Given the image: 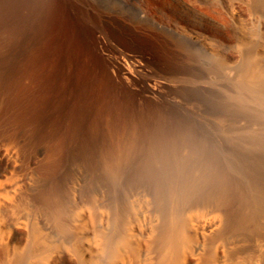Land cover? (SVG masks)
Instances as JSON below:
<instances>
[{"label": "rangeland", "instance_id": "374dc122", "mask_svg": "<svg viewBox=\"0 0 264 264\" xmlns=\"http://www.w3.org/2000/svg\"><path fill=\"white\" fill-rule=\"evenodd\" d=\"M9 1L11 0H0V4L5 6L7 11L16 8L23 12L27 5L25 7L22 4L29 1H31L30 4L33 2L47 4L48 7L46 6V8L51 5L62 7V10L64 8L63 11L61 8L58 10L59 12L56 11L54 22L61 20L68 26L71 45L77 46L79 52L83 53L81 64L88 77L87 80L90 78L91 88L94 85L95 87L98 86L97 92L90 99L87 95L88 98L85 96L87 98L85 100V94L80 93L81 96L77 97L79 101L74 98L75 104L66 108H62L63 106L58 104L46 109L43 108L47 106L46 98L44 96L39 97L36 92L39 85L37 73L31 72L33 76L24 77L25 81L20 84L19 94L21 96L15 92L8 96L0 95V185L5 187L9 193H12L9 190L10 182L23 174L30 173L33 184L28 187L29 192H33L35 196L41 193L45 201L56 195L59 191V189L56 190L58 187L47 181L50 175L41 167L45 158H41L36 167L29 161L35 153H33L35 145L32 140L40 130L49 132L54 130L57 127L55 126L57 121L65 113L67 114L69 109L77 105H81V107L72 112L73 125L71 122L68 124L70 125L68 127H71V134L69 135L71 147L68 158L74 171L71 173L76 175L70 174L71 180H74H70L68 184V186H73L72 189L71 187L68 188L77 193L80 191L85 193L84 197L91 195V192L92 194L102 193L105 197L108 194L106 198L110 201L114 198V200L118 199L125 202V197L127 198L128 195L130 199L143 197V195L151 197V199H158L165 193L168 194L170 188L168 182H171L172 179L185 177L184 180L187 178L191 181L199 170H201L200 174H204V171L208 174L212 170L219 177H223L229 168L233 167L230 171L236 170L235 173L231 171L232 174L234 173L233 176L238 178H235L236 180H239V177L245 179V176L248 175L245 174L244 166L238 156L248 148L247 145H250L252 140L259 137L264 138V103H261V98H257L256 94L239 88L236 82V72L244 66L240 54L241 38H245L248 42L244 46V50L250 49L249 47L255 43L256 47H264V7L255 4L258 0L253 3L254 0H15V2L12 0L13 4L12 1ZM64 1L89 5V8L94 11L99 10V13L103 12L102 14L109 16V19L112 18L114 21L116 19L115 22L126 23V25L136 29L139 27L137 30L143 31L145 33L143 35L146 37V33H148V37L152 40L157 42L159 40L161 44L163 43L162 40L164 43L168 42L162 45L164 48L168 46L166 49L168 52L170 50V54L167 52L169 57L174 58V60L175 58L179 59L175 60L180 63L179 67L175 71L168 72L156 68L147 62L148 56L136 52L128 44L120 43L106 30H100L101 32L97 37L100 38V41L96 40L95 48L99 54L93 52L94 50L79 36L73 21H70V18L67 19L68 7L64 6ZM91 5L94 7L92 8ZM27 12L29 11L25 10L26 14ZM27 17L30 16L23 18ZM181 27L187 32H182L184 29ZM192 31L200 33L199 39L201 41L192 39L187 35ZM155 37L159 39L156 40ZM104 66L110 72V85L106 82L107 75L100 72ZM102 77H104L103 81ZM29 78L31 79L29 80ZM103 82H106V91L103 89V85H105L102 84ZM27 89L28 92H26ZM252 98L254 99L252 100ZM37 101H43L42 105L33 112L29 111V107ZM23 110L26 111L24 121L21 119L23 116L20 113ZM27 111L29 112L27 113ZM138 125L142 126L140 127L142 131H139ZM145 129H148L147 132L144 131ZM133 130L139 131L141 140L136 150L130 155L131 157L125 161L122 167L123 171L121 170V175L119 174V178L117 177L118 181H113L114 179L102 169L101 161L103 158L107 160L109 158V144L114 134ZM258 130L260 131L258 132ZM145 132L147 134L144 137ZM250 146L254 145L251 144ZM250 146L249 152L252 151ZM255 148L256 146H254L253 151H257L254 150ZM17 160L18 163L14 165ZM238 169L244 172L242 173ZM172 171H175V174ZM191 171H196L195 175ZM251 172L249 177L252 178L246 176V179L251 181V184L257 185L256 171ZM154 178L160 180L156 181ZM113 190L114 192H112ZM117 191L123 192V194ZM154 193L155 195H153ZM156 194L162 195L158 197ZM30 201V203H34L32 199ZM31 206H33L32 212H36V218L42 220L43 209L40 202L35 206L31 204ZM147 217L150 218L149 215ZM25 243V235L15 234L14 240L10 244V250L23 249ZM60 264L69 263L62 261Z\"/></svg>", "mask_w": 264, "mask_h": 264}, {"label": "bare ground", "instance_id": "6f19581e", "mask_svg": "<svg viewBox=\"0 0 264 264\" xmlns=\"http://www.w3.org/2000/svg\"><path fill=\"white\" fill-rule=\"evenodd\" d=\"M66 1L63 3L65 7H68L66 11L67 19L69 20L70 18V21H73L80 34L79 36H81V38L86 41L87 45L94 50H92L93 52H99L95 48L97 45L96 40L100 41V38H97L99 33L102 30H106V32L108 31V33L120 43L128 44L136 50V52L148 56L146 59L147 62L153 64L156 68L168 72L172 70L175 71V69L179 67L180 63L176 62L178 58H175V61L174 58L169 57L170 55H168V53L170 50L168 52L166 49L168 46L164 48V45H162L168 42L164 43L162 40L163 43L161 44L158 40L159 38L157 39L156 37L158 42L152 40L148 37V33H146V37L143 31L142 33L141 30H137L139 27L136 29L130 25H126L125 22V24L115 22L116 19L115 21L112 18L109 19V16L103 15V12L99 13V10L94 11L88 7L89 5L87 3L88 6ZM255 1L256 0L252 1V3ZM14 2L12 1L11 3L13 4ZM30 2L31 1L22 4V6L25 7L27 5V7L24 8L26 11H29L27 14L23 9V12H20L16 8L15 10L9 9L10 11H7L4 8L5 6L3 7L0 4V95L2 96H8L13 92L19 94L20 84L22 81H25L24 77L28 76L27 72H24L23 69L20 70L23 57L27 58L25 54L43 38L54 22V15L59 12L58 10L60 8L62 10V7H56V5H51L49 8H46L48 5L42 2L34 3L32 1L33 3L31 4ZM19 3L21 4V1H19ZM255 4L264 7V0H258ZM11 5H9V7ZM91 7L93 8L94 6L91 5ZM28 15L30 17L23 18ZM185 31L187 32L186 29L182 32ZM187 35L192 39H199L201 37L200 33L197 31L189 32ZM79 36L78 38L80 39ZM166 39L164 40L166 41ZM246 43L248 42L245 38L240 39V54L244 66L236 72L237 80H235L239 88L245 89L246 92L248 90L256 94L257 98H261V103H264V47H256L255 43L253 46L249 47L250 49L244 50ZM35 57H29L28 59H34ZM97 58L99 59V57ZM88 59L90 60V57ZM29 62L31 64L32 61ZM31 68L30 66V70L33 71V68ZM108 70L109 69L104 66L100 72L107 75L108 79L106 82L110 85L111 79H109L110 72ZM30 74L29 76H33L32 73ZM36 76H38V74ZM103 78L104 77H102V81ZM30 79L31 78H29V80ZM78 79L77 81L81 80ZM85 81L86 80L79 82L78 89H81L80 93L85 94L84 97L88 95L90 99V97L97 92L98 86L95 87L94 85L91 88L88 85L92 82L90 81L91 83L87 84ZM92 81L94 83V80ZM26 82L28 83V81ZM106 82L102 83L105 84L103 85L105 91L107 90ZM82 83L85 84L84 87ZM26 92H28V89ZM19 95L21 96V94ZM78 95L80 94L78 93ZM86 97L84 98L85 100L88 98ZM253 99L254 98H252V100ZM82 100L80 99V101ZM74 101L76 100H72L64 107L75 104ZM238 101L240 102V100ZM42 102H34L33 106L29 107V111L33 112L35 109L37 110V107L42 105ZM257 105L259 106L258 103ZM79 107H81V105L73 106L69 109L70 112L68 110L69 113L62 114L63 116L57 121L55 125L57 127L54 130L52 129L50 132L38 130V134L32 140L35 145V151L33 150V153H35L34 155L32 154L33 156L29 161L36 167L39 164V160L44 157L45 162L41 167L50 175L47 181H50L52 185L58 187L56 190L59 189V191L57 190L58 192L56 191V195L53 198L51 197L52 199L45 201L41 193H36L37 195L35 196L33 192L28 191V187L33 184V178L30 173L23 174L21 177L10 182L9 190L12 193H9L5 187L0 185V264H60L62 261L69 264H264L263 137H259L260 139L256 138L255 140L251 139L250 145L253 144L256 146L257 149L255 148L254 150L257 151H253L254 146H252V148L250 145H247L248 148L249 146L251 147L250 150L253 152H249V149L246 147L248 150L245 148L247 151L243 150L238 156V159L244 166L245 174H248L246 175L247 177L250 176L249 173H252L251 171H256L255 177L258 180L256 181L257 185H253L254 183L251 184V181L247 180L246 176L245 179H240L239 177V180H236L238 178L233 176L236 170H231L234 172L232 174L230 169H233V167L229 168L226 165L229 171H227L223 177H219L218 174L212 170L208 172V174L204 171L205 175L200 174L199 172L201 170H199L191 181L187 180V178L184 180L185 177L183 176L186 172L183 170L184 174L182 177L184 179L180 176L182 180L177 177V179H172L171 182H168L170 184L168 194L165 193L166 195L164 194V196L159 194L161 197L158 199H151V197H146L144 195L143 197L130 199L129 195L126 198L125 194V202H121L118 199L114 200V198L112 199L113 202H111L112 200L110 201L106 198L108 194L105 197L102 193L92 194L91 192V195H87L89 197L85 196V198L83 196L85 193L83 194L81 191L77 193L71 190L73 186H68L71 175H74L71 173L74 171L70 164L71 161H69L68 158L69 148L71 147L69 141L71 127H68L70 126L68 124L71 122L73 125L74 118L72 112ZM29 111H27V113ZM23 112L20 113L21 116H23L21 119L24 121L26 111ZM153 114L152 117L154 116ZM28 119L31 120L32 118ZM140 127L142 126H139V131H142ZM146 130L148 129L144 131ZM259 131L260 130H258V132ZM138 132L135 130L130 132L125 131L116 133L111 138L109 144L110 149L108 151L109 158L108 160L103 158L101 167L112 179H114L113 181L117 180V177L121 175L120 172L125 161L128 160V157H131L130 155L138 147L141 140V135ZM146 132L144 133V137L145 134H147ZM143 139L146 140V138ZM33 143L31 145H33ZM17 163L18 160L14 165ZM195 172L196 171L192 172V174L194 173L195 175ZM109 183L111 184V182ZM102 184H104V182ZM68 187H71V189ZM114 190L112 192H114ZM132 191L130 192L131 194ZM120 194H123V192ZM153 195H155V193ZM156 196H158V194H156ZM120 197H122V195H120ZM30 199H32L34 203H30ZM35 202H40L42 206V220L36 218L35 211L32 212L33 206H31V204L35 206V204H37ZM148 215L150 216L149 219L147 217ZM7 230L8 232H6ZM18 233L26 236L25 246L23 249L11 251L10 244L14 240L15 234Z\"/></svg>", "mask_w": 264, "mask_h": 264}, {"label": "trees", "instance_id": "16d2710c", "mask_svg": "<svg viewBox=\"0 0 264 264\" xmlns=\"http://www.w3.org/2000/svg\"><path fill=\"white\" fill-rule=\"evenodd\" d=\"M70 37L68 26L64 21L57 20L52 23L50 29L43 38L37 42L39 45H34L38 48L33 46L31 49L32 51L29 50V54L28 52L25 54L27 58L23 57L21 61L20 70L23 69L24 72H27V75L34 72V70L35 73L38 74L39 85L36 88V92L39 96H44L47 101V106L43 108L48 109L58 104L63 106L62 108H66L64 107L66 104L79 96L78 93L80 94L81 91V89H78L79 82L86 80L85 82L87 84L90 83L89 80L86 79L88 77L84 73L81 64L83 53L79 52L77 46L71 45ZM29 57H35L36 59H28ZM29 61H32L31 64ZM26 62H29L28 65L33 68V71L30 70V66H26ZM78 78L81 80L77 81ZM84 86L85 84H83V87ZM88 86L91 87L90 85ZM68 97L70 99L73 97V99L70 100Z\"/></svg>", "mask_w": 264, "mask_h": 264}]
</instances>
